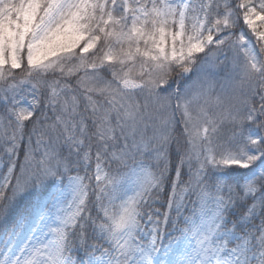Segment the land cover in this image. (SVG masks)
I'll use <instances>...</instances> for the list:
<instances>
[{
	"label": "snow or ice",
	"instance_id": "1",
	"mask_svg": "<svg viewBox=\"0 0 264 264\" xmlns=\"http://www.w3.org/2000/svg\"><path fill=\"white\" fill-rule=\"evenodd\" d=\"M0 264H264V0H0Z\"/></svg>",
	"mask_w": 264,
	"mask_h": 264
}]
</instances>
